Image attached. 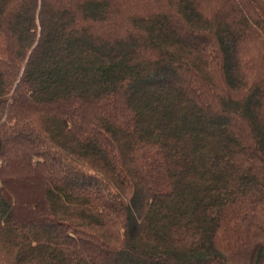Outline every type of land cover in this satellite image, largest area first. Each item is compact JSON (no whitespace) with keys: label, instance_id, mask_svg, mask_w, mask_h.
<instances>
[{"label":"trees","instance_id":"1","mask_svg":"<svg viewBox=\"0 0 264 264\" xmlns=\"http://www.w3.org/2000/svg\"><path fill=\"white\" fill-rule=\"evenodd\" d=\"M119 7L0 0V264H264V0Z\"/></svg>","mask_w":264,"mask_h":264},{"label":"rangeland","instance_id":"2","mask_svg":"<svg viewBox=\"0 0 264 264\" xmlns=\"http://www.w3.org/2000/svg\"><path fill=\"white\" fill-rule=\"evenodd\" d=\"M116 2L118 3L119 9H117V15L119 17H124V13L123 10L127 11L130 7H134L135 5L139 4L141 2V0H116ZM208 8L209 5H206Z\"/></svg>","mask_w":264,"mask_h":264}]
</instances>
